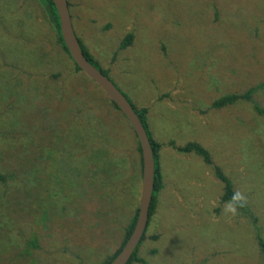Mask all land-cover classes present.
<instances>
[{
  "label": "rangeland",
  "instance_id": "rangeland-1",
  "mask_svg": "<svg viewBox=\"0 0 264 264\" xmlns=\"http://www.w3.org/2000/svg\"><path fill=\"white\" fill-rule=\"evenodd\" d=\"M67 3L77 38L114 85L147 108L162 145L163 188L139 257L264 264L257 244L264 240V117L246 102L211 108L264 83V0ZM129 33L131 45L120 50ZM54 42L37 1L0 0V264H102L138 207L131 127ZM254 101L264 109V91ZM169 141L204 147L247 195L249 214L224 216L212 167ZM106 150L119 171L114 186L101 165L91 168Z\"/></svg>",
  "mask_w": 264,
  "mask_h": 264
},
{
  "label": "trees",
  "instance_id": "trees-1",
  "mask_svg": "<svg viewBox=\"0 0 264 264\" xmlns=\"http://www.w3.org/2000/svg\"><path fill=\"white\" fill-rule=\"evenodd\" d=\"M35 1H37V3L40 5L42 13L45 16V21L49 25V27H50L53 35H54V39H55L54 43L59 45L63 49V51L67 54V56H69L68 51L64 45V42H63L61 34H60L59 18H58L57 11H56L54 4L52 3L51 0H35ZM71 19H72V17H71ZM31 30H30V32H31ZM77 39L80 43V46H81L83 53L86 56L87 60L93 66H95L97 69H99L105 76H107L109 78L108 72L100 67L98 62L93 58V56L84 47L82 41L79 38H77ZM132 39H133V35L130 33L127 34L125 36V38L122 40V42L120 43L119 49L122 50V49L129 47L131 45ZM69 58H70V56H69ZM70 60H71V58H70ZM73 65H74V70L76 72H81L79 70V68L74 63H73ZM49 77L51 79H56V78H58V75L53 74ZM96 87H98V86L96 85ZM262 91H264V83L254 85L242 93L226 94L222 97H219L215 101H213L211 104V108L222 109V108H225L228 106L237 105L241 102H246V103L251 104L253 111L258 116L264 117V109L261 108L254 101V96L257 95L259 92H262ZM123 95L129 101V103L131 104V106L133 107L135 112L137 113L139 119L141 120V122H142V124L146 130L147 136L149 138V141L151 144V149H152L153 155H154V161H155L154 190H153V197H152L151 206L149 209V219H148V224H147V228H148V225L150 223V220L154 214V211H155V208L157 205L158 194L163 188V175H162V170H161L160 164H159V152L161 150L162 145L160 143H158L153 138V136L149 130L148 123H147V113H148L147 108L138 109L134 105V103L128 99V97L125 94H123ZM107 101L110 103V106L115 111L121 113L113 102H111L109 99H107ZM78 113H80V112H78ZM134 136H135V139L137 140V137L135 134H134ZM167 146L172 148L174 151H176L179 154H194L195 156H198L199 158H201L206 165L211 166L212 170L214 171L215 177L223 184V194L221 196V201L225 202L231 198V196L235 190L233 188V185H232L230 179L223 174L222 170L218 166L213 164L211 157H210V154L208 153V151L204 147H202L197 142H188L183 146H178L173 141H169L167 143ZM137 151L140 155V164H141L140 167H141V173H142V162H141L140 146H139L138 140H137ZM94 152H95V149L92 150L91 156ZM105 152L107 154V156H106L107 159L105 158L106 160L102 161L101 163L98 160H93L91 168H94V167L96 168L97 165H101L102 170H104V172L106 173L108 185L114 186L115 180L119 178V171L116 167V162L114 160H112V161L110 160V157L108 155L109 154L108 150H106ZM88 168H90L89 164H88ZM0 178H2V177H0ZM137 210H138V207H137L135 215L131 219L128 227H126V229H125L123 241H122L120 247L111 256H109L102 264H109L114 259V257L119 253L122 246L125 244L126 240L130 236V233L133 229L135 219H136V215H137ZM239 212L249 214L247 206H245L243 209H240ZM147 228H146V231H147ZM146 231L144 233V236H143L141 242L139 243V245L135 249V251H134L130 261L128 262V264H135V263L136 264H148L143 258L139 257V255H138L140 245H141L142 241L145 239ZM153 239H156V237H153ZM257 244H258V247H259L261 254L264 255V240L262 238L258 237L257 238Z\"/></svg>",
  "mask_w": 264,
  "mask_h": 264
},
{
  "label": "water",
  "instance_id": "water-1",
  "mask_svg": "<svg viewBox=\"0 0 264 264\" xmlns=\"http://www.w3.org/2000/svg\"><path fill=\"white\" fill-rule=\"evenodd\" d=\"M51 1L56 8L60 24V34L72 62L85 77L94 82L106 97L116 105L136 135L140 146L142 173L135 223L125 244L109 263L128 264L144 236L149 219L155 176V161L151 144L141 120L123 93L114 85L110 78L93 66L84 55L72 26L67 0Z\"/></svg>",
  "mask_w": 264,
  "mask_h": 264
},
{
  "label": "clouds",
  "instance_id": "clouds-1",
  "mask_svg": "<svg viewBox=\"0 0 264 264\" xmlns=\"http://www.w3.org/2000/svg\"><path fill=\"white\" fill-rule=\"evenodd\" d=\"M248 203L247 195L241 190H235L231 198L224 202L222 214L224 216L235 217Z\"/></svg>",
  "mask_w": 264,
  "mask_h": 264
}]
</instances>
